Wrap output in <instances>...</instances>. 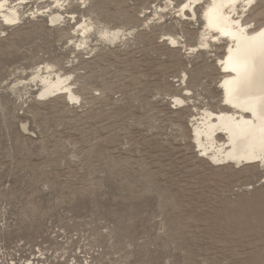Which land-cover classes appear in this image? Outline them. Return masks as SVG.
<instances>
[{
	"label": "rangeland",
	"instance_id": "374dc122",
	"mask_svg": "<svg viewBox=\"0 0 264 264\" xmlns=\"http://www.w3.org/2000/svg\"><path fill=\"white\" fill-rule=\"evenodd\" d=\"M29 1L0 35V264H264V167L216 166L192 139L197 114L223 107L227 42L189 49L204 5L185 21L183 0H60L74 19L51 26L54 0ZM243 20L264 25V0ZM46 63L78 102L36 95Z\"/></svg>",
	"mask_w": 264,
	"mask_h": 264
},
{
	"label": "bare ground",
	"instance_id": "6f19581e",
	"mask_svg": "<svg viewBox=\"0 0 264 264\" xmlns=\"http://www.w3.org/2000/svg\"><path fill=\"white\" fill-rule=\"evenodd\" d=\"M256 1L183 0L176 11L180 19L193 21L196 19L195 8L204 5L198 45L190 47V50L205 51L211 48L212 43H220L222 40L227 42L219 59L222 70L219 83L224 108L218 112L203 110L191 125L192 139L198 152L216 166L233 164L237 167H264V25L256 28L251 22L243 20L246 11ZM29 3V0H0V35L3 30L19 24L25 18V8ZM54 3L56 11L47 15V22L51 26L65 22V18L74 19V16L60 11L63 5L60 0H54ZM162 11L160 8L153 13L159 19L162 18L159 14ZM44 12L37 7L31 15L38 13L44 16ZM75 26L73 32L78 37L76 46L84 48L94 29L93 24L82 20L76 22ZM122 31L118 28H104L95 32L110 44L124 37ZM168 41L173 47L179 45L174 36H169ZM29 82L38 87L36 95L40 99L64 94L71 102L79 101L77 94L72 91L70 75L60 74L50 64L36 67ZM21 84L17 82L11 88H18ZM172 98L176 105L185 104L186 100L180 96Z\"/></svg>",
	"mask_w": 264,
	"mask_h": 264
},
{
	"label": "built area",
	"instance_id": "2783aa9c",
	"mask_svg": "<svg viewBox=\"0 0 264 264\" xmlns=\"http://www.w3.org/2000/svg\"><path fill=\"white\" fill-rule=\"evenodd\" d=\"M9 264H13L12 262H10ZM22 264H31V262L30 261H22Z\"/></svg>",
	"mask_w": 264,
	"mask_h": 264
}]
</instances>
